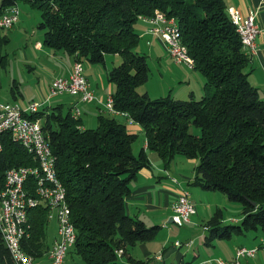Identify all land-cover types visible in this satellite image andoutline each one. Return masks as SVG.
I'll return each instance as SVG.
<instances>
[{"label":"trees","instance_id":"trees-1","mask_svg":"<svg viewBox=\"0 0 264 264\" xmlns=\"http://www.w3.org/2000/svg\"><path fill=\"white\" fill-rule=\"evenodd\" d=\"M19 3L39 12L43 47L61 50L81 65L102 64L106 54L120 57L106 72L113 85L112 107L140 126L145 142L133 154L137 134L106 111L96 115L93 128L81 127L79 115L72 116L69 109L62 113L59 104L40 106L30 115L40 122L64 188L75 233L69 253L85 264H163L128 254L135 244L152 240L159 228L127 215L124 205L130 181L149 167L147 151L154 152L162 166L178 156L195 160L188 184L218 191L239 204L240 220L232 224H222V211L214 209L203 223L207 243L249 230L264 235V95L247 81L249 54L224 0H0V15ZM155 10L173 18L192 69L203 77L198 98H150L136 91L147 79L148 66L145 55L132 50L138 41L133 24ZM3 58L0 55L1 66ZM189 125L198 135L189 132ZM0 145V183L7 168L35 165L7 132L0 134ZM25 214L21 246L38 258L48 249L45 207L28 208ZM0 264H14L1 237Z\"/></svg>","mask_w":264,"mask_h":264},{"label":"built area","instance_id":"built-area-1","mask_svg":"<svg viewBox=\"0 0 264 264\" xmlns=\"http://www.w3.org/2000/svg\"><path fill=\"white\" fill-rule=\"evenodd\" d=\"M225 11L243 49L248 54H254L255 37L259 32L254 12L240 16L232 6H226ZM17 17L16 6L5 9L0 15V29L11 27ZM139 18L147 22L146 31L158 37L173 62L188 68L193 67L192 59L180 42L179 31L173 18H167L157 10L150 16ZM63 94L82 103L95 98L83 74L82 65L77 61L72 62L67 76H58L50 81L44 101H30L24 108H20L16 103L0 101V134L7 132L10 139L19 143L35 160L33 166L7 168L0 183V237L14 264H38L37 261L43 257L46 260L44 264H63L75 239L69 208L64 199V188L55 175L54 157L42 135L39 120L30 117L50 96ZM103 106L108 114L125 116L124 112L118 113L113 109L109 95ZM78 114L77 107L73 106L72 116L76 117ZM39 205L45 207L47 222L50 220L55 222L56 234L47 251L37 258L23 251L21 240L25 235L26 210ZM170 211V221L180 226L189 222V217L194 214L195 209L187 193L183 191L172 201ZM254 253L255 248L237 247L231 260L218 259L216 263L241 264L240 258L252 257Z\"/></svg>","mask_w":264,"mask_h":264},{"label":"crops","instance_id":"crops-1","mask_svg":"<svg viewBox=\"0 0 264 264\" xmlns=\"http://www.w3.org/2000/svg\"><path fill=\"white\" fill-rule=\"evenodd\" d=\"M225 6H232L240 16H245L248 12H254L255 23L259 28V32L255 37V46L256 51L254 54H249V61L247 66L244 69L246 73V78L249 84L256 88L259 92V95L263 97V88H264V0H224ZM148 28L147 22L138 18L136 22L133 24V30L138 35V41H141V50L143 51V55L148 59H153L158 64V85H159V95H170L175 99H188L190 96L195 98L196 96H200L202 94L203 87V77L194 69L188 68L180 63H175L169 57L165 47L162 42L158 39L157 36L148 33L146 30ZM143 41V42H142ZM34 46L37 50H40L41 45L39 42H34ZM57 54L52 52L51 57L53 59L52 66L57 70L54 72L55 76L50 75L49 80L46 84L48 86L49 82L58 76H67L70 70V66L72 63V58L67 55L68 62H62V58L60 55L58 57ZM108 55V56H107ZM116 54L112 56L106 54L103 59V65L105 61L109 58H113L111 63H115ZM57 58V59H55ZM59 64L61 65V69L58 68ZM60 70V71H59ZM52 72V71H51ZM50 72V73H51ZM52 72V73H53ZM53 73V74H54ZM59 73L61 75H56ZM87 83L92 90L95 98L94 100L87 103H80L74 97L68 96L66 94L59 95V98L54 105H61V107H66L69 111L72 112V108L77 107L79 111V118L81 119V127L88 128L90 127V122L83 123V119L81 118L82 110H87L89 113L96 115L98 113L106 114L103 109V103L106 97L113 91V85L106 80V74L102 78L101 74H96L94 80H89V77L83 72ZM199 74V75H198ZM47 92V91H46ZM45 94L42 96V100L44 101L46 98ZM146 95L150 96V93L147 91ZM14 97V96H13ZM34 97H39L34 96ZM50 98H48L49 100ZM31 101H36L33 98H30ZM1 101V100H0ZM3 102V101H2ZM7 102V101H6ZM12 103H16L20 108L26 107V105H21L14 101H8ZM47 101H45L46 103ZM116 118L125 124V128L128 132L135 133L137 130H140L138 125L134 122L129 121L127 118L123 116L116 115ZM90 119V118H89ZM141 131V130H140ZM142 133V132H141ZM140 147H145L144 138L142 135V143ZM137 152V151H136ZM147 158L149 161V167L141 168L138 170L136 177L130 181L129 188L130 192L124 199L125 211L126 214L132 217H136L141 220L145 225H157L159 228H165L167 223H172L170 221V205L172 201L176 198V196L185 191L188 195L189 200L195 206V212L191 215L189 222L183 224H193V217L197 214H201L203 217H207L210 212L211 207L213 211L217 208L216 202H211L209 199L210 196L218 197V195H213L214 191H206L201 190L198 187V190L192 191L195 195V201L190 199L189 193L186 189L185 185H189L188 182L192 178L193 167L196 163L193 159H185L183 157H174L166 166H162L160 160L157 155L151 151H147ZM196 187V186H195ZM211 192V193H206ZM212 211V212H213ZM212 214V213H211ZM210 214V215H211ZM240 214V211H239ZM192 219V220H191ZM231 220L233 222H238L240 220V216H223L222 214V224ZM238 220V221H237ZM160 223V224H159ZM182 226V224L180 225ZM158 228V229H159ZM202 230H206L205 227L201 226ZM203 235L202 232H197L193 234L194 239L200 238ZM234 241L233 243H230ZM237 240V239H235ZM232 240L231 237L228 239H217L214 238L210 240L208 244H206V240L203 238V243L210 246L221 247V251L216 252L212 259H208L210 264H217L216 260H225L229 261L232 259L234 255V251L237 247H245V248H255V252L257 248L255 245L244 246ZM151 241V240H150ZM191 240H188L187 244L190 243ZM148 242V241H147ZM216 245H214V243ZM146 243V242H144ZM144 243H137L132 246L128 254L132 256V253L135 251L134 247L139 246L141 250V256H132L135 259H146L151 258L154 261L162 262V254L165 249L163 246L161 248H151L148 249ZM213 243V244H212ZM259 243L263 245L264 249V236L259 238ZM258 245L257 247H259ZM173 248L168 251H172ZM167 253V254H168ZM255 254V253H254ZM198 251L196 250L194 253L195 259L198 257ZM254 256V255H253ZM252 256V257H253ZM138 257V258H137ZM251 258V257H248ZM246 260V258H240V263L242 264V260ZM122 260L124 258L122 257ZM65 262V259H64ZM205 260H200L195 264H206Z\"/></svg>","mask_w":264,"mask_h":264},{"label":"rangeland","instance_id":"rangeland-1","mask_svg":"<svg viewBox=\"0 0 264 264\" xmlns=\"http://www.w3.org/2000/svg\"><path fill=\"white\" fill-rule=\"evenodd\" d=\"M17 8L18 17L16 22L9 28L0 29V38H5V42L0 41V55L4 57V64L2 66L0 65V100L3 102L14 101L24 106L31 101L30 98L40 102L43 98L42 96L47 94L48 86L46 87V84L49 80V76H55L54 72L57 70V68L55 69L52 66L53 59L51 57V53H56L57 57L60 55L62 62L65 63L68 62V58L67 55L61 50L54 51L41 45L42 30L37 27L39 22V12L36 9L29 7L24 3H19ZM36 41L41 45L40 50H37L34 46V42ZM141 45V41L137 42L132 50L136 53L143 54ZM109 55L112 56L113 54ZM112 59L113 58L107 59L104 65L83 62V72L89 77V80L91 81L96 78L94 76H96L97 73L101 74V77L103 78L108 69L120 63V57L118 55L116 56V61L114 64L111 63ZM146 63L148 66L147 79L144 83L137 86L136 91L138 93H146L148 91L150 96H147L150 98L159 97L158 64L155 60L148 59L147 57ZM58 68L61 69L60 64ZM51 71H54V74ZM62 71L63 70L61 69V72ZM56 75L61 74L56 73ZM11 90L14 92V94H12ZM38 94L39 97H34L35 95L38 96ZM198 97L199 96H196L195 98ZM59 98L61 97L50 96V99L47 100V102L42 106H55L54 104ZM66 110V107H63L62 113H65ZM81 113L83 123L85 124V122L92 121V123H90L91 126L88 128L95 127V115L89 113L87 110H82ZM138 127L140 129V126ZM140 130L136 131L137 136L131 144L133 154L136 153L142 143V131ZM189 132L195 135H198L199 133L198 129L192 125H189ZM185 186L189 193L190 199L193 201L197 200L192 191L198 190V188L191 185ZM212 193H214L213 195H218L220 198L210 196L211 198L209 200L211 202H216L217 207H219V209L222 211L223 216H240V206L238 203L226 200L225 196L218 191H214ZM213 208L214 207H211L207 217H203L200 213L194 216L193 224H182V226H177L173 223H167L165 228L160 227L157 230L155 237L151 241H148L144 244L148 249H159L161 246H163L165 249L164 253L162 254L163 264H195L200 260H205L206 264H210L208 259H212L214 256H217L215 254L216 252L221 251V247H212L210 245H206L208 244L207 242L206 244L203 243V238L205 235H207V230H202L201 226L205 220L210 217ZM232 223L235 222L227 220L223 224ZM197 232H202L203 235L200 238L194 239L193 234ZM55 234V222L50 220L46 223L44 228V239L48 246L52 244ZM262 236L264 235L259 230H249L243 235L231 236L232 240L237 239L235 241L243 244L244 246L255 245L257 248L254 256L251 258H246L245 261L243 259L242 264H264V249L263 245L259 243V238ZM188 240L191 241L187 244ZM233 242L234 241L230 240V243ZM213 243L216 245L215 242ZM258 245L260 246L257 247ZM171 247L173 250L168 253ZM134 250L135 251L132 253V256L140 257L141 250L138 245L134 247ZM196 250L199 254L197 259L194 257ZM37 262L38 264H44L46 260L43 257ZM63 264L85 263L75 254L68 252L65 256V262L63 261Z\"/></svg>","mask_w":264,"mask_h":264}]
</instances>
